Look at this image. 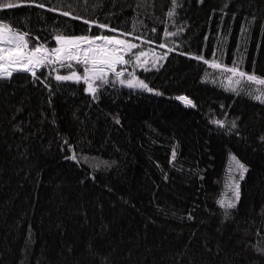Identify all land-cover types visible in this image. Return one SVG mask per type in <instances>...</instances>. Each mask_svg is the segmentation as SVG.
Returning <instances> with one entry per match:
<instances>
[{
  "label": "trees",
  "instance_id": "obj_1",
  "mask_svg": "<svg viewBox=\"0 0 264 264\" xmlns=\"http://www.w3.org/2000/svg\"><path fill=\"white\" fill-rule=\"evenodd\" d=\"M39 2L49 8L2 9L0 19L49 46L54 29L116 35L110 29L119 28L133 32L124 37L137 43L133 51H168L162 42L177 50L158 68L136 69L162 95L113 82L93 101L83 82L57 87L49 78L50 105V93L28 75L0 79V264H264L256 250L264 249V144L257 139L264 133V104L225 91L216 70L183 55L210 59L215 48L222 62L243 56L245 69L255 60V71L264 75V0H179L175 23L167 25L171 0ZM87 19L110 29L89 26ZM165 26L184 31L164 37ZM140 35L146 39H136ZM180 94L196 107L176 99ZM214 119H236L241 135ZM65 139L87 162L65 159L71 154ZM229 153L249 171L226 219L216 201L231 195L225 188Z\"/></svg>",
  "mask_w": 264,
  "mask_h": 264
},
{
  "label": "snow or ice",
  "instance_id": "obj_2",
  "mask_svg": "<svg viewBox=\"0 0 264 264\" xmlns=\"http://www.w3.org/2000/svg\"><path fill=\"white\" fill-rule=\"evenodd\" d=\"M23 5H35L41 9L49 8V5L39 2V0H0V10H11ZM178 7H180L179 0H171V5L167 11L169 20L165 22V25L175 23L173 18L178 15L176 11ZM50 11L60 12L62 7L52 6ZM63 14L65 16L73 15L70 11H64ZM77 19H83V17H77ZM255 19V16L250 17L249 25ZM86 22L89 26L98 25L101 30L110 29V24L100 23L95 19H87ZM137 22L142 23V21ZM133 27L135 28V23ZM110 30L117 34L105 35L100 32L97 35L87 33L68 35L64 34L61 29H54L55 35L52 39H54L55 44L49 46L47 40H41L39 36L33 38L31 31L16 27L8 19H0V79L7 81L14 79V74L28 75L33 83L42 84L44 89L50 93L47 101L50 105L52 104L54 89L53 84L49 82V78L57 82V87L61 86L63 82L77 84L83 82V91L90 94L93 101L98 100L105 86L113 82L125 85L129 89L162 95L159 89L150 86L149 82L139 77L136 74V69L140 68L148 71L149 68H158L169 52L177 49L162 42L160 47L167 48L168 51L162 53H157L154 49L133 51L138 48L137 43L132 39L124 38L133 36V32H123L119 28H111ZM152 31H155V29H152ZM183 31L182 27L177 26L175 32H170L165 26L163 35L164 37L179 36ZM241 32H247L243 25L241 26ZM136 39L144 41L146 37L140 35ZM148 43H153V41L149 40ZM172 43L178 44L179 40H174ZM183 55L194 57L197 61H203L216 70L221 86L225 91L237 95H246L264 104V75L255 71V60H253V69L249 71L242 66L243 56L239 60L234 57L233 62L227 64L217 58L215 48L210 59H206L203 54L192 52H184ZM126 65L132 66L131 72L125 67ZM45 67L48 69L47 74L43 71ZM202 79L206 80L207 77H202ZM211 82L216 83L217 81L213 78ZM245 84L248 86L244 87ZM176 99L182 101L185 105L196 107L194 100L188 95L180 94ZM221 107H224V105H221ZM16 111L19 112L22 109L18 107ZM113 119L116 123H120L119 116H113ZM212 122L221 128L230 124L231 126L227 127V131L234 132L236 136L241 135L236 119L231 121L214 119ZM52 123H56L55 119L52 120ZM13 128H20V125L14 124ZM257 139L261 144H264V133L260 134ZM64 146L71 150L70 156L65 157V159L77 163L81 160L87 162V156L78 154L73 144L69 143L67 139L64 140ZM175 155V148H173L172 156L175 157ZM229 156L233 164L228 169V182L225 188L230 191L231 195L222 194L221 198L216 201L224 209L223 215L226 219L232 216L230 210L236 209L241 200V181L244 180L246 173L249 171V165L240 160L234 153H229ZM95 167L99 168L100 165L96 164ZM89 175L92 174L89 173ZM188 218L193 219L191 213L188 214ZM191 238L189 237V239ZM256 250L264 254V249L257 248ZM104 260L106 261L107 257H104ZM95 264H103V261L97 260ZM108 264H110V261Z\"/></svg>",
  "mask_w": 264,
  "mask_h": 264
},
{
  "label": "rangeland",
  "instance_id": "obj_3",
  "mask_svg": "<svg viewBox=\"0 0 264 264\" xmlns=\"http://www.w3.org/2000/svg\"><path fill=\"white\" fill-rule=\"evenodd\" d=\"M152 49V48H151ZM154 49V48H153ZM157 53H158V51L156 50V49H154ZM141 51H146V49L145 50H141ZM125 86V85H124Z\"/></svg>",
  "mask_w": 264,
  "mask_h": 264
}]
</instances>
